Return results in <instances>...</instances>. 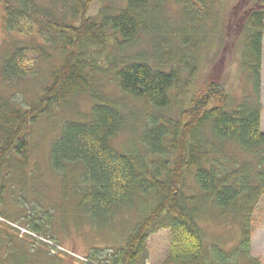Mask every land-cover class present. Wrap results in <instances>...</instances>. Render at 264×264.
Returning a JSON list of instances; mask_svg holds the SVG:
<instances>
[{
    "label": "trees",
    "instance_id": "trees-1",
    "mask_svg": "<svg viewBox=\"0 0 264 264\" xmlns=\"http://www.w3.org/2000/svg\"><path fill=\"white\" fill-rule=\"evenodd\" d=\"M92 1L0 0L3 30L28 38L3 56V80L35 76L52 60L54 49L61 54L30 106L0 92V195L13 165L28 160L27 125L76 94H85L94 101L89 118L62 125L51 148L54 169L79 172L76 190L92 223L100 227L128 210L137 197H150L149 210L126 245L101 263L145 264L149 238L163 229L170 234L166 264H241L250 259L252 214L264 195V8L248 10L240 36L241 72L249 75L254 100L236 104L225 86L209 82L196 87L184 107L180 99L196 78L199 53L207 41L206 23L217 13L218 0H106L94 14L89 13ZM170 1L180 7L183 28L168 27L174 18L166 11ZM214 23L221 35L219 11ZM200 30L198 40L194 34ZM146 41L152 43L151 51L148 47L128 55ZM100 72L113 73L123 96L153 109L134 153H123L112 144L129 116L120 102L99 94L95 77ZM179 103L177 119L164 117L162 113ZM228 142L238 144L251 158L229 160L224 153ZM190 174L197 187L192 193L187 185ZM207 202L242 221V239L234 252L206 244L199 218ZM10 246L5 242V260L13 257L8 255Z\"/></svg>",
    "mask_w": 264,
    "mask_h": 264
},
{
    "label": "rangeland",
    "instance_id": "rangeland-1",
    "mask_svg": "<svg viewBox=\"0 0 264 264\" xmlns=\"http://www.w3.org/2000/svg\"><path fill=\"white\" fill-rule=\"evenodd\" d=\"M105 2L106 0H93L89 13H96ZM253 2L218 0L217 13L206 23L207 41L199 53L196 78L186 96L180 99L184 107L189 104L196 87L209 82L225 86L236 104L254 100L249 75L241 72L243 67L241 68L239 61L240 36L247 12L252 7L264 8V0ZM179 8L175 3L168 2L167 14L169 18L174 17L169 20L170 29L184 27ZM218 11L222 21L221 35L220 27L213 26ZM201 30L194 34L197 39L202 38L204 28L202 33ZM27 40L26 37L9 35L0 24V65L7 50L16 43H27ZM148 47L149 51L153 48L150 41L143 42L127 53L134 55L137 51H148ZM29 55L31 56V52ZM60 61L61 54L54 49L52 60L44 63L35 76L11 82L0 76V92L13 94L22 106H30L39 97L49 81L52 69ZM186 73L184 70V78L188 76ZM95 81L102 98L120 102L129 116L127 127L114 138L113 146L123 153L136 152L141 147L143 124L150 113H153V109L143 102L123 96L113 73L100 72ZM93 103L89 96L79 93L27 125L28 160L13 165L14 169L5 179L6 186L0 195V264H102L101 261L111 251L126 245L136 224L146 209L149 210L150 197H137L128 210L120 212L100 227L97 223H92L87 212L88 206L81 203L80 194L76 190L79 172L68 168L60 173L51 164V148L60 135L62 125L74 119H88ZM180 103L173 104L162 113L164 117L177 119ZM261 103V127L264 131V42ZM224 153L229 160L238 163L251 158L234 142H228L224 146ZM194 184L193 175L190 174L187 180L189 193L197 190ZM199 224L207 245H219L227 252H234L239 247L244 229L238 217L224 214L207 202L200 215ZM29 225L38 226V229L44 231L34 232ZM251 231L250 259L242 260L241 264H264V195L252 214ZM5 242L11 243L8 255L13 257L8 260L3 258ZM147 250L145 264H166L170 250L169 231L163 229L152 234ZM94 254H97L96 258H92Z\"/></svg>",
    "mask_w": 264,
    "mask_h": 264
}]
</instances>
